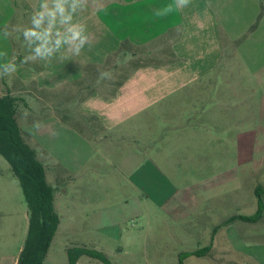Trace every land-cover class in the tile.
Wrapping results in <instances>:
<instances>
[{"label": "rangeland", "instance_id": "374dc122", "mask_svg": "<svg viewBox=\"0 0 264 264\" xmlns=\"http://www.w3.org/2000/svg\"><path fill=\"white\" fill-rule=\"evenodd\" d=\"M3 8L1 0L0 21L11 13ZM239 83L233 81L237 87L228 95L230 112L217 106L215 126L179 130L182 138L171 135L167 142L161 140L167 128L162 129L158 109L97 134L92 122L98 121L92 115L70 118L77 102L69 101L63 110L70 125L76 124L73 130L81 120L88 126L87 136L95 140L86 144L55 127L54 139L33 145L57 190L60 217L45 264H68L66 247L78 246L102 252L112 264H180L181 255L206 247L207 255L191 256L183 264L264 261V214L250 226L241 221L225 224L233 215H254L255 189L264 188V127L256 128L253 111L259 102L264 105V97L239 90ZM99 133L106 138L100 140ZM64 163L77 165L76 176L65 171ZM27 231L23 191L0 155V264L12 263ZM78 263L101 264L88 257Z\"/></svg>", "mask_w": 264, "mask_h": 264}, {"label": "crops", "instance_id": "0c3cea01", "mask_svg": "<svg viewBox=\"0 0 264 264\" xmlns=\"http://www.w3.org/2000/svg\"><path fill=\"white\" fill-rule=\"evenodd\" d=\"M3 1V10L11 13L0 21V53L6 54L0 64L17 58L20 62L15 73L0 67V98L11 92L24 100L28 115L18 121L33 149L46 138L54 139L55 127L94 144L81 122L85 115L98 121L92 122L98 134L158 109L162 129L167 128L163 142L171 135L182 138L179 130H209L215 126L217 106L230 112L228 95L235 92L236 79L239 90L264 97V0H188L185 5L178 0ZM58 2L64 13L57 10ZM169 5L171 11H166ZM68 15L71 19L66 20ZM74 25L87 36L79 54L65 39ZM28 28L39 35L26 37ZM40 46L50 54L38 55ZM77 95L83 100L70 118L80 115L81 120L73 130L76 124L70 125L63 109ZM253 111L256 128H263L264 105L259 102ZM63 167L76 176V164ZM237 221L247 226L260 222ZM19 255L11 264H17Z\"/></svg>", "mask_w": 264, "mask_h": 264}, {"label": "trees", "instance_id": "16d2710c", "mask_svg": "<svg viewBox=\"0 0 264 264\" xmlns=\"http://www.w3.org/2000/svg\"><path fill=\"white\" fill-rule=\"evenodd\" d=\"M20 62L17 58L13 61ZM79 104L83 97L77 95ZM24 100L8 92L0 98V155L8 162L14 177L18 180L28 206V231L17 264H45L52 241L60 225V217L56 211V188L49 182L46 167L39 159L35 149L26 141L18 121L20 106ZM258 209L252 216H236L230 218L226 225L242 220L257 223L264 214V188L257 187ZM210 247L195 253L181 255L180 264L191 256H205ZM68 264H79L82 257L101 264H112L97 250L87 247H72L67 250Z\"/></svg>", "mask_w": 264, "mask_h": 264}, {"label": "clouds", "instance_id": "9594fccd", "mask_svg": "<svg viewBox=\"0 0 264 264\" xmlns=\"http://www.w3.org/2000/svg\"><path fill=\"white\" fill-rule=\"evenodd\" d=\"M188 0H178V3L180 5H185L187 4ZM57 10L61 13H64V8L62 6L61 3H57ZM166 11H171V5H169L168 9ZM51 15H55L54 12L50 13ZM40 15L42 16L43 13H40ZM156 15H161V13H157ZM65 19L68 20V19H71V16L68 15V16H65ZM36 25H39L40 23V20L39 19H34L33 21ZM68 32L71 34L70 36L66 37V42L68 43H72L75 45V51H76V54H79L80 52V48L83 46L84 42L87 40V36L83 35L82 32H83V28L79 25H74L72 27H70L68 29ZM5 35H7V31L5 30ZM25 36L26 37H31V36H38L39 34L37 32H35L33 29H27L25 31ZM61 41L60 40H57V47H59ZM36 52L38 55H49L50 54V50H46L44 49V46H40L36 49ZM6 55L5 53H0V57ZM0 67L4 68L5 72H10V73H15L16 70H17V65L12 62L11 60L9 61H6L5 63L3 64H0ZM9 84H11V78L9 79ZM28 100V103L30 105L33 104V101L30 99V98H26ZM21 110L23 111V115L24 116H27L28 113L26 110H23V106L21 105L20 106Z\"/></svg>", "mask_w": 264, "mask_h": 264}]
</instances>
